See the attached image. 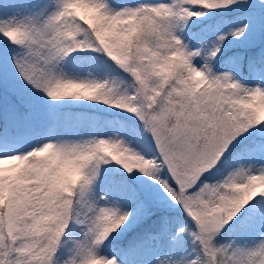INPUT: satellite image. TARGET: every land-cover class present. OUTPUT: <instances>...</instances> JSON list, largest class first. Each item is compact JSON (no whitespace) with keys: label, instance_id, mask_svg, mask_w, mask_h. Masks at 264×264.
Returning <instances> with one entry per match:
<instances>
[{"label":"snow or ice","instance_id":"1","mask_svg":"<svg viewBox=\"0 0 264 264\" xmlns=\"http://www.w3.org/2000/svg\"><path fill=\"white\" fill-rule=\"evenodd\" d=\"M0 264H264V0H0Z\"/></svg>","mask_w":264,"mask_h":264}]
</instances>
